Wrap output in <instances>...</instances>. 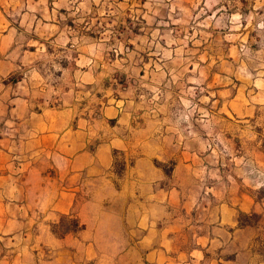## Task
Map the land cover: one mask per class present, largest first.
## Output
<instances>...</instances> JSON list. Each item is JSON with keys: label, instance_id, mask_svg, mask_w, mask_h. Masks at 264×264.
<instances>
[{"label": "rangeland", "instance_id": "1", "mask_svg": "<svg viewBox=\"0 0 264 264\" xmlns=\"http://www.w3.org/2000/svg\"><path fill=\"white\" fill-rule=\"evenodd\" d=\"M0 59L1 116H61L113 155L71 212L34 211L33 246L87 226L95 264H133L123 231L169 211L178 244L207 233L223 264L264 263V0H0Z\"/></svg>", "mask_w": 264, "mask_h": 264}, {"label": "crops", "instance_id": "2", "mask_svg": "<svg viewBox=\"0 0 264 264\" xmlns=\"http://www.w3.org/2000/svg\"><path fill=\"white\" fill-rule=\"evenodd\" d=\"M1 62L4 61L0 59V65ZM7 108L6 116L0 114V264H95L99 254L95 242L87 237L89 227L83 228L81 237L80 233L58 237L50 229L43 230L40 241L45 245L33 246L31 221L36 210L49 220L71 212L84 185L96 186L107 181L103 178L112 166L110 147L89 149L87 140L81 142L77 138V130L65 131L61 116L50 121L44 114L15 116L17 107ZM32 118L36 122L24 125L22 135L20 126ZM158 201L162 207L175 203L168 194ZM170 215L169 211L159 216L152 214L153 217L139 212L134 226L123 231L126 236H137L133 245L142 252L133 264L224 263L222 257L209 254L216 235L196 232L195 244H178L175 218ZM16 224V229L11 228ZM12 233L25 237H21V242H10L6 246L11 248L5 250L1 235ZM133 245L127 243L125 250L133 249ZM1 251L11 254L2 255Z\"/></svg>", "mask_w": 264, "mask_h": 264}, {"label": "trees", "instance_id": "3", "mask_svg": "<svg viewBox=\"0 0 264 264\" xmlns=\"http://www.w3.org/2000/svg\"><path fill=\"white\" fill-rule=\"evenodd\" d=\"M74 222H75V223H78V220L75 219ZM71 231H74V229H73V228H69V229L66 230V232H71Z\"/></svg>", "mask_w": 264, "mask_h": 264}]
</instances>
